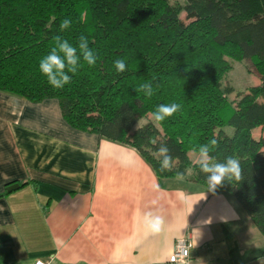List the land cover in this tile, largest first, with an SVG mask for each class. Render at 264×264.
Listing matches in <instances>:
<instances>
[{"label":"trees","instance_id":"obj_1","mask_svg":"<svg viewBox=\"0 0 264 264\" xmlns=\"http://www.w3.org/2000/svg\"><path fill=\"white\" fill-rule=\"evenodd\" d=\"M184 2L0 0V91L31 102L57 99L71 127L134 148L159 179L191 168L186 180L207 187L188 154L215 140L212 155L221 162L235 156L245 176L217 191L230 193L264 236V134L253 136L264 129V0ZM65 18L72 23L61 31ZM57 35L73 45L86 36L98 56L94 66L81 60L62 89L39 70ZM229 57L249 59L261 80L236 102L221 86ZM118 59L123 72L114 66ZM144 83L153 85L150 97L139 91ZM172 103L181 110L153 121L158 105ZM162 144L174 157L170 172L160 171Z\"/></svg>","mask_w":264,"mask_h":264},{"label":"crops","instance_id":"obj_2","mask_svg":"<svg viewBox=\"0 0 264 264\" xmlns=\"http://www.w3.org/2000/svg\"><path fill=\"white\" fill-rule=\"evenodd\" d=\"M207 191L71 127L57 99L0 91V264H169L178 239L189 264H264V236L241 205ZM148 210L164 219L158 234L144 229Z\"/></svg>","mask_w":264,"mask_h":264},{"label":"clouds","instance_id":"obj_3","mask_svg":"<svg viewBox=\"0 0 264 264\" xmlns=\"http://www.w3.org/2000/svg\"><path fill=\"white\" fill-rule=\"evenodd\" d=\"M85 13L81 14V19H85ZM72 21L68 18L60 22L59 28L61 31L68 29ZM54 46L39 62L40 72L47 78L48 83L55 89H62L65 85L71 83V74H76L81 60L89 66H94L98 56L89 46V40L86 36L81 35L76 45L70 43L67 39L57 35L53 37ZM114 66L117 72L126 70V63L123 59L114 61ZM139 91H142L145 96L150 97L153 94V85L144 83L139 86ZM181 110V105L160 104L152 113V119L155 122H162L165 119L172 117ZM139 126V122H138ZM216 146V141L212 140L210 144H202L198 148H193L190 155L195 157L193 163L199 167L200 172L206 175L207 192L215 194L217 189L223 187L225 183L233 185V182L240 184L244 179V170L241 167L238 158L228 155L221 162L212 155V151ZM157 156L160 158V171L170 172L174 167V157L170 154L169 148L162 144L157 150ZM192 169H186L184 172L177 171L175 179L183 182L187 176L191 174ZM153 204L156 201L152 202ZM164 224V219L161 215L156 214L152 210H148L143 214V226L146 232L158 234ZM36 264H40L37 260Z\"/></svg>","mask_w":264,"mask_h":264},{"label":"rangeland","instance_id":"obj_4","mask_svg":"<svg viewBox=\"0 0 264 264\" xmlns=\"http://www.w3.org/2000/svg\"><path fill=\"white\" fill-rule=\"evenodd\" d=\"M171 3L183 6L185 0H169ZM181 19H185V13L181 12ZM230 63V69L223 75L221 80V86L224 89H227V97L229 100L236 102L242 97L245 93H248L250 88L256 87L260 84V76L257 72V68L253 62L249 59H240L229 57L227 59ZM147 120H151V116L148 114L143 117L140 124H144ZM264 134V129L257 128L253 130V136L255 138ZM189 160L193 163L195 160L194 156L190 155Z\"/></svg>","mask_w":264,"mask_h":264},{"label":"built area","instance_id":"obj_5","mask_svg":"<svg viewBox=\"0 0 264 264\" xmlns=\"http://www.w3.org/2000/svg\"><path fill=\"white\" fill-rule=\"evenodd\" d=\"M190 244L186 239H178L175 242L172 253L168 258L169 264H189L190 263ZM36 264V262L34 263ZM40 264H45L40 261Z\"/></svg>","mask_w":264,"mask_h":264},{"label":"water","instance_id":"obj_6","mask_svg":"<svg viewBox=\"0 0 264 264\" xmlns=\"http://www.w3.org/2000/svg\"><path fill=\"white\" fill-rule=\"evenodd\" d=\"M17 187V184H11L10 186H8L7 188H6V190L7 191H10V190H12V189H14V188H16Z\"/></svg>","mask_w":264,"mask_h":264}]
</instances>
